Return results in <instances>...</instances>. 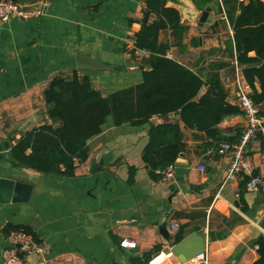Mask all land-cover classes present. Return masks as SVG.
Instances as JSON below:
<instances>
[{
  "label": "crops",
  "instance_id": "0c3cea01",
  "mask_svg": "<svg viewBox=\"0 0 264 264\" xmlns=\"http://www.w3.org/2000/svg\"><path fill=\"white\" fill-rule=\"evenodd\" d=\"M181 1L185 6L176 9L180 23L188 27L182 38L185 49L173 44L167 56L204 78L211 71L208 65L222 63L217 72L226 100L235 104V56L225 45L233 30L222 0H208L202 8L203 0ZM237 1L247 4L251 0ZM50 2L40 17L11 19L0 25V177L32 185L27 202L0 204V264L7 246V225L28 227L47 246L52 264H133V259L143 263L145 257L151 259L157 253L156 247L159 251L171 247L181 226L184 236L199 232L209 238L203 252L207 264L254 262L258 258L254 241L263 235L258 222L264 216V201L256 204V200H264V189L244 193L247 210L243 211L238 197L242 177L225 179L232 157L214 150L207 153L221 140L239 138L245 124L242 113L218 124V139L186 128L178 113L153 116L142 125L115 126L112 121L106 126L105 121L100 133L88 140L87 158L76 165L72 176L42 174L11 158L13 137L18 140L24 132L51 122L43 91L55 76L87 75L106 96L139 83L142 71L149 69L144 59L131 52L145 0ZM206 7L210 8L208 17L199 25ZM172 39L169 28L160 30V42ZM194 39L197 46L191 45ZM76 54L95 58L109 68L78 70ZM255 87L259 90L257 82ZM208 91L207 85L202 86L198 97ZM232 119L235 123L226 126ZM163 123L178 124L185 144L168 181L162 170L151 178L143 159L150 128ZM260 133L264 137V127ZM245 155L264 185V147L257 136ZM130 166L136 171L132 183L128 182ZM161 227L167 229L169 239ZM124 238L135 240L136 247H121ZM191 260L187 264H194ZM163 264L181 263L171 256Z\"/></svg>",
  "mask_w": 264,
  "mask_h": 264
},
{
  "label": "trees",
  "instance_id": "16d2710c",
  "mask_svg": "<svg viewBox=\"0 0 264 264\" xmlns=\"http://www.w3.org/2000/svg\"><path fill=\"white\" fill-rule=\"evenodd\" d=\"M207 2L203 0L201 8ZM222 3L233 30L232 39L225 45L234 51L233 56L241 65L243 77L250 86V97L254 103L263 104L261 114L264 115V1L251 0L244 4L237 0H222ZM236 10H239L238 14H235ZM166 28L171 30V43L158 40L160 30ZM187 29L180 23L177 9L167 6L166 0H145L140 29L134 34L131 51L132 54L135 50L149 52V57L143 60L149 69L142 71L141 81L104 96L93 87L87 75L73 72L70 77L55 76L43 91L51 122L24 132L11 146V158L18 165L42 174L72 176L76 165L87 158L88 140L100 133L109 115L113 124L119 126L142 125L153 116L178 113L186 128L204 132L207 138L218 139L221 135L218 124L241 114V110L226 100L227 93L217 72L222 63L208 65L211 71L204 78L167 56L173 44L185 49L182 38ZM191 45L197 46L198 40H192ZM250 52L254 55L250 56ZM256 82L259 90L255 87ZM204 85L209 87V91L198 97ZM256 136L264 147V137L260 132ZM184 146L178 124L152 126L143 151L149 176L155 178L156 170L172 165ZM135 172V168L130 166L129 183L133 182ZM253 175H256L254 171ZM240 176L238 197L241 209L246 211L243 195L247 191L249 177ZM12 229H23L33 235L28 227L12 225H7L4 233ZM183 236L184 227L181 226L173 244ZM254 243L258 258L251 264H264V235H259ZM155 250L159 252L158 247ZM149 260L145 257L142 263L133 259L132 263L147 264Z\"/></svg>",
  "mask_w": 264,
  "mask_h": 264
},
{
  "label": "built area",
  "instance_id": "2783aa9c",
  "mask_svg": "<svg viewBox=\"0 0 264 264\" xmlns=\"http://www.w3.org/2000/svg\"><path fill=\"white\" fill-rule=\"evenodd\" d=\"M50 4V0H38L30 4H22L15 0H0V25L11 19L28 20L40 17L50 7ZM134 53L142 59L149 57L148 51L135 50ZM232 64L235 70L233 81L235 104L240 108L245 118V124L236 141L221 140L213 148H210L207 153L214 150L219 155L231 156L232 160L227 168L225 179H232L241 174L247 175L249 180L246 183V190L258 192L264 189L263 181L259 176L253 175V166L245 154L248 144L264 127V115L261 114L263 104L254 103L250 97V86L244 79L241 65L235 58ZM200 169H203V167L200 166ZM160 173L163 174L165 180H170L173 176V165H169ZM172 230H177V227L173 226ZM5 241L7 246L2 252L3 264H52L47 246L23 229L10 230L5 235ZM119 245L123 248L134 249L136 241L124 238ZM170 248L160 250L147 264H163L165 259L172 256ZM161 254L165 255V259L157 263V257ZM191 261L194 264L208 263L205 253L199 254Z\"/></svg>",
  "mask_w": 264,
  "mask_h": 264
},
{
  "label": "water",
  "instance_id": "95a60500",
  "mask_svg": "<svg viewBox=\"0 0 264 264\" xmlns=\"http://www.w3.org/2000/svg\"><path fill=\"white\" fill-rule=\"evenodd\" d=\"M15 1L22 4H30L38 0ZM166 5L174 8L185 6L181 0H166ZM209 11V7H206L202 11L198 20L199 25H203L206 22ZM75 65L76 69L85 71L109 68L100 63L97 59L82 54L75 55ZM233 123H235V119L228 122L226 126H232ZM13 141L16 143V138L13 137ZM31 194L32 185L30 183L0 177V204L27 202L30 199ZM259 200L260 201L256 200V204H260L264 201L261 198ZM258 227L264 231V216L258 222ZM160 231L164 237L167 239L170 238V235L165 227H161ZM205 241H209V238H205L203 233L192 232L184 236L176 244H173L170 248V252L172 256L175 257L181 264H184L204 252Z\"/></svg>",
  "mask_w": 264,
  "mask_h": 264
},
{
  "label": "rangeland",
  "instance_id": "374dc122",
  "mask_svg": "<svg viewBox=\"0 0 264 264\" xmlns=\"http://www.w3.org/2000/svg\"><path fill=\"white\" fill-rule=\"evenodd\" d=\"M105 121H106L105 125L109 126L112 123V116L111 115L107 116Z\"/></svg>",
  "mask_w": 264,
  "mask_h": 264
},
{
  "label": "bare ground",
  "instance_id": "6f19581e",
  "mask_svg": "<svg viewBox=\"0 0 264 264\" xmlns=\"http://www.w3.org/2000/svg\"><path fill=\"white\" fill-rule=\"evenodd\" d=\"M165 259V256H163L162 258H160L159 260H158V263L160 262V261H162V260H164ZM169 259V258H168ZM166 260V259H165ZM173 260V259H172ZM187 264V263H186Z\"/></svg>",
  "mask_w": 264,
  "mask_h": 264
}]
</instances>
